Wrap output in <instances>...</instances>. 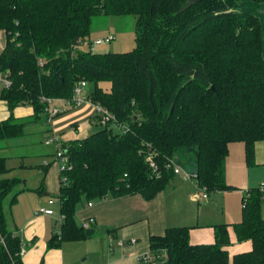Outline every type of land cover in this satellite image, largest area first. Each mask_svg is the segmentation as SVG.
Instances as JSON below:
<instances>
[{"label": "trees", "instance_id": "1", "mask_svg": "<svg viewBox=\"0 0 264 264\" xmlns=\"http://www.w3.org/2000/svg\"><path fill=\"white\" fill-rule=\"evenodd\" d=\"M98 15L135 16L136 47L94 51L102 44L90 40ZM2 36L0 73L11 84L0 95L10 110L0 142L25 135L18 106L30 104L29 121H38L45 98L70 99L81 80L92 85V103L115 118L64 142L69 167L59 173L57 196L64 221L49 248L88 238L76 218L81 205L137 193L152 200L178 175L175 165L213 193L237 188L226 180L230 143L244 142L247 165L256 163V144L264 141V0H0ZM9 170L0 153V175ZM42 174L36 188L0 178V264H25L6 210L12 217L25 191L45 193L47 169ZM263 204L264 186L249 188L241 220L214 225V243L192 244L190 226H172L150 236V250L166 251L167 264H264ZM230 225L239 242H252L250 251L230 255Z\"/></svg>", "mask_w": 264, "mask_h": 264}, {"label": "crops", "instance_id": "2", "mask_svg": "<svg viewBox=\"0 0 264 264\" xmlns=\"http://www.w3.org/2000/svg\"><path fill=\"white\" fill-rule=\"evenodd\" d=\"M0 39V49H2L5 38L2 36ZM0 75L1 95L6 85L5 74L0 73ZM33 113V107L30 104L20 105L14 110L15 117L20 120L32 117ZM9 116L7 102L0 97V121ZM229 150L226 160V180L237 187L235 190L210 193L200 207L201 199H195L196 193L193 190L196 186L195 182L183 178L182 180L174 179L152 200H146L137 193L119 197L109 195L95 200L91 207L86 204L81 205L76 215L78 223L81 224L84 219L94 216L96 222L90 228L95 232L84 240L71 241L77 245L74 251L67 246L70 241L63 243L61 247H48L49 239L59 232L57 219L55 214H38L37 211L41 207L52 208L49 200L53 197L49 196L52 194L57 199L60 182L57 166L53 162L43 164L38 169H41V174L43 169H47L45 193L25 191L18 196L17 203L12 208L11 224L20 233L22 240H30L28 246L23 247L24 263L86 264V261L90 259L92 264H141L137 256L150 251V236L163 234L168 227L172 226H190L192 244L214 243V225L233 224L240 221L243 199L247 190L264 186V141L256 144V163L252 166L246 163L244 142L230 143ZM52 154L54 152L50 151V156L45 154L43 157L50 158ZM28 158L31 157L20 158L21 170L28 169L29 166L26 163ZM8 159L10 158L7 157V165ZM4 175H0V178L5 177ZM189 181L191 184L188 183ZM40 182L41 180L29 187L36 188ZM211 194H213L212 198H210ZM195 201L199 203L196 204ZM193 204L199 205L196 218L192 213ZM21 226L23 230L20 229ZM229 233L231 245L227 249L231 256L252 249L250 240L244 242L237 240L233 225L229 226ZM119 241H123L124 245L120 246ZM43 257L45 260L42 259Z\"/></svg>", "mask_w": 264, "mask_h": 264}, {"label": "rangeland", "instance_id": "3", "mask_svg": "<svg viewBox=\"0 0 264 264\" xmlns=\"http://www.w3.org/2000/svg\"><path fill=\"white\" fill-rule=\"evenodd\" d=\"M135 27H136V17L133 15L95 16L92 22L90 40L94 42L96 39H99L101 37H106L109 34H112L115 37V39L111 43H102L100 45L94 46V51L126 52L132 50L134 47H136V42H137ZM88 41L89 40H86L84 44L83 43L81 44L80 49L82 51L89 50ZM103 88L104 89L109 88V84L104 83ZM87 89L91 90L92 85H89ZM56 106L64 109L66 108V111L54 117L51 122L47 118V112L43 113L42 118H40L38 121H33L32 123H30L29 118H24L22 119L23 121H28L27 124L28 127L27 126H26L27 128L25 127L26 135L20 138L10 139L0 142V147L3 146V148L0 149V153L10 158L8 159L9 161L8 167L10 168V170L7 172V174L4 175L5 177L18 176L22 178L23 183L24 182L26 183V179H27L28 180V182L26 183L27 186L36 184L41 180V177L43 175L41 174V169L38 168H41V166L43 164H46V162L49 163L54 161V154H52L53 158L52 156L50 158L43 157L45 154H47L46 156H50L49 152L53 151L55 153L56 150L54 145H46L47 139H49L52 136H57L61 139L62 142H65L74 138L87 137L103 127L102 124L96 121L97 120V117L95 116L96 110H95V106L92 103L84 104L80 107L67 108L63 101L57 99V100H53L49 104L50 109H53ZM118 131H120V129H118ZM21 157L22 158L31 157L28 158L26 162L27 165L29 166L27 170H21L19 168L21 164L20 161ZM53 164L55 163L53 162ZM175 179L182 180L183 177L181 175H177ZM188 183H190V181ZM195 188H193L195 193L200 192V190H198L196 186ZM212 196L213 194H211L210 198H212ZM49 197H53L51 199L55 201V204L51 205V207L55 209V216L59 217L60 215L59 199L58 197L56 199V196H53L52 194H50ZM8 200L9 197L5 201L6 207L8 205ZM204 202H205L204 199H201L200 203L195 201L196 204L197 203L200 204V207L203 206ZM196 204H193L192 207L193 217L195 218L197 217L199 210V205ZM6 212H7V220H8L9 228L16 229L11 224V211L7 209ZM20 229L23 230V226H21ZM57 229L58 231H60V227L58 225H57ZM23 241H25L23 243V246L27 247L30 240L24 239ZM67 246L71 251H74L77 245H75V243L70 241V243L67 244ZM42 259H44V257ZM88 263L92 264V260L88 259L86 261V264Z\"/></svg>", "mask_w": 264, "mask_h": 264}, {"label": "built area", "instance_id": "4", "mask_svg": "<svg viewBox=\"0 0 264 264\" xmlns=\"http://www.w3.org/2000/svg\"><path fill=\"white\" fill-rule=\"evenodd\" d=\"M114 39L113 35H108L104 38H100L95 41L96 44L100 43H110ZM41 65H43V61L40 62ZM2 74V73H1ZM1 76V75H0ZM11 82L6 77L5 75V85L6 87L10 86ZM88 82L86 80H81L75 84L74 87V95L70 99H61L64 101L65 105L67 108L70 107H80L84 104L87 103H92V101L89 98V92L87 90ZM48 101L50 104L53 100L56 99H44ZM95 106L96 110V117L97 120L100 121L102 125L107 124L109 121L112 119H115L113 114L105 107L100 105L99 103H92ZM66 111V108H59V107H54L53 109H50L48 106L47 108V118L51 122L54 117L58 116L61 113H64ZM46 145H54L55 146V153H54V163L57 165L58 172L60 173L62 170H65L67 167H69V158L68 155L66 154V149L64 148V142L61 141V139L57 136H52L49 139L46 140ZM147 155V161L150 163L151 168H153V171L155 173H158V166L155 161V157L152 155V153H149L148 151L146 152ZM46 164H49L46 162ZM175 173L178 175H181L183 178L187 180H191L195 182V185L200 192H197L195 194V199L200 200V199H208L210 192L206 190V188H199V184L197 183V175L192 174L190 171L183 169L182 166L175 165ZM54 200L50 199L49 203L50 205L54 204ZM94 204L93 201H90L87 203V206L91 207ZM60 211V210H59ZM38 214H45V215H54L55 214V209L53 208H48V207H41L37 211ZM57 219V225L61 227L63 221H64V216L60 213L59 217H56ZM96 222V218L94 216H90L86 219H84L80 226L83 228L87 229L90 228L94 223ZM118 244L120 246L124 245L123 241H119ZM24 250V249H23ZM167 253L166 251L164 253H158L154 252L152 250L141 254L137 256L138 261L141 264H167Z\"/></svg>", "mask_w": 264, "mask_h": 264}, {"label": "water", "instance_id": "5", "mask_svg": "<svg viewBox=\"0 0 264 264\" xmlns=\"http://www.w3.org/2000/svg\"><path fill=\"white\" fill-rule=\"evenodd\" d=\"M193 1H200V0H193ZM25 183V182H24ZM94 229H92V228H87L86 229V234L88 235V236H90V235H93L94 234Z\"/></svg>", "mask_w": 264, "mask_h": 264}]
</instances>
